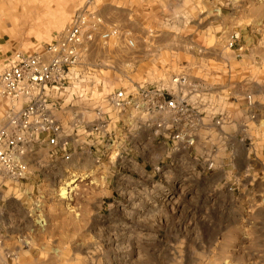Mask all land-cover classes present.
I'll use <instances>...</instances> for the list:
<instances>
[{
  "label": "rangeland",
  "instance_id": "obj_1",
  "mask_svg": "<svg viewBox=\"0 0 264 264\" xmlns=\"http://www.w3.org/2000/svg\"><path fill=\"white\" fill-rule=\"evenodd\" d=\"M239 9H246L241 0H0V75L16 55L44 53L47 59L46 48L62 39L78 14L91 34L77 45V63L68 67L63 84L47 87L42 96L60 120L69 158L72 151L80 158V171L51 193L34 189L31 199L42 210L32 220L40 226L32 240L18 245L19 252L1 251L0 264H264V223L253 225L262 214L264 222V125L253 126V159L260 162L253 181L243 180L239 195L224 196L217 191L223 183L207 182L199 167H189L195 155L175 166L168 150L157 149L165 138L161 130L153 129L157 138L141 140L135 120L118 118L126 110L129 119L144 113L168 121L166 116L134 105L119 111L107 101L120 90L134 96L140 88L179 93L193 99L192 119L181 129L199 119L221 123L223 113L217 111L233 110L222 100L221 90L231 81L219 76V63L249 59L250 53L253 61L264 62V34L251 32L244 18L236 25L244 43L238 29L223 31L244 13ZM232 32L239 38L229 47ZM175 76L184 82L176 85ZM28 101L0 98V126ZM164 130L171 138L173 131ZM196 132L201 152L206 132ZM119 137L124 142L118 144ZM208 138L217 143L220 135L215 131ZM215 155L225 159L222 149ZM172 166L176 170L169 175L165 171ZM90 167L98 169L94 192ZM28 171L26 176L29 166ZM57 215L63 220L52 219Z\"/></svg>",
  "mask_w": 264,
  "mask_h": 264
},
{
  "label": "crops",
  "instance_id": "obj_2",
  "mask_svg": "<svg viewBox=\"0 0 264 264\" xmlns=\"http://www.w3.org/2000/svg\"><path fill=\"white\" fill-rule=\"evenodd\" d=\"M241 3L246 5L245 10L239 9L244 13L239 12L240 15L235 16L234 22H231L230 26L224 28L223 31L226 32L229 28L238 29L240 32L239 42L244 43L243 29L236 26L237 20H239L238 18H244L246 22L250 23V31L262 36L264 34V0H241ZM256 7H258L257 10H255ZM250 56L252 58H242L234 63H219L218 68H221L219 76L226 78V81H231V84L229 82L221 90L222 100L227 102L233 110V112H230L227 109L228 111L225 112V107H222L221 111H217L223 113L222 117L219 118L221 123H218V125H215L214 122L202 123L199 119L194 127L192 124L182 127L188 135L194 138V144L190 147L177 146L166 130L162 129L160 131L165 138L160 141L159 144L162 145L157 149L165 148L168 150L171 158H175V166L181 159L188 161L195 155V159L190 161L189 167H192V169L199 167L198 173L202 174L201 178L207 182L217 181L218 185L223 183L217 191H220V194L224 196H233L235 193L239 195L241 182L243 180L252 182L253 169L258 167V163L260 164L258 159H253V146H256L253 129L264 125V62L262 60L259 63L256 60L253 61V53H250ZM210 73L214 74L213 71ZM247 96L252 97L254 103L248 105ZM211 99L214 100L215 96L209 98V102ZM229 100H232V103H229ZM191 103H193V99L190 101ZM129 113V110L119 113L118 118L123 123L135 120L139 139L145 140L148 136L157 138L153 133V129H155L153 124L157 120L154 115L146 116L144 113H139L138 115H131L132 117L129 119ZM208 114L206 112L202 119L206 118ZM124 117L125 119H123ZM217 118L218 115H215V119ZM57 121L60 123L58 117ZM75 126L77 127V124ZM200 127H203L206 132L201 152L198 151L200 143L196 132ZM215 131L220 135V140L217 143L211 142V139L208 138ZM62 137L65 138L63 133ZM28 138L29 147L23 159L30 167L31 173L23 179H12L0 175V252L8 251L11 248L19 252L23 247L18 245L29 242V239L32 240L37 232L40 225L32 220V216L36 210H42V208L39 200L33 201L31 199L34 189L38 191L42 188L51 193L58 182L66 180L80 171L81 160L80 158L77 159L76 156L73 157L75 152L72 151V154L69 152L70 158L64 159L66 151L49 144L46 134H33ZM122 140L123 138L119 137L117 143L124 142ZM210 146L214 149L211 152L209 150ZM68 149H70L69 146ZM217 149H222L225 159L221 160L215 155ZM141 150L146 151L147 144ZM140 157L144 159L143 155ZM210 160L213 161L214 166L212 169H207L206 164ZM175 166L165 172L173 175V170H176ZM97 173V167H90L88 178L91 182L89 188L93 190L92 192L97 189ZM250 187L252 188V186ZM226 205H228L227 200L225 201ZM255 212H257V209ZM260 212L264 213V210ZM21 214L26 217L25 220L20 219ZM262 215L261 217L256 216L253 225L264 223ZM63 218L64 216L57 215L52 219L63 220ZM9 244L14 246L10 247Z\"/></svg>",
  "mask_w": 264,
  "mask_h": 264
},
{
  "label": "built area",
  "instance_id": "obj_3",
  "mask_svg": "<svg viewBox=\"0 0 264 264\" xmlns=\"http://www.w3.org/2000/svg\"><path fill=\"white\" fill-rule=\"evenodd\" d=\"M85 22L83 15H76L62 39L46 48L47 59L44 53L16 55L14 63L0 75V98L10 100L29 98L18 111H10L7 125L0 126V174L12 179L26 177L29 171L23 157L29 147L28 137L33 134H46L49 144L66 151L68 140L62 137V127L50 115L42 96L46 93L47 87H60L65 80L68 67L77 63V45L82 39L91 38ZM113 34L114 30L106 31L101 34V38L107 39ZM238 38V33L232 32L229 35L228 46H236ZM129 44L133 43L129 41ZM184 80L182 76L173 78L176 85L182 84ZM107 101L119 111L134 105L141 111L157 114L159 117L164 115L169 120L158 118L153 124L156 130H172L171 138L178 145L190 147L194 144V138L181 129L182 125L192 119L190 99L185 95L140 88L137 96L120 90L110 94ZM247 101L251 103L250 96H247ZM63 158L68 159L69 154L66 152ZM212 165L211 161L208 162L207 168ZM68 186L67 184L66 192L69 191Z\"/></svg>",
  "mask_w": 264,
  "mask_h": 264
},
{
  "label": "bare ground",
  "instance_id": "obj_4",
  "mask_svg": "<svg viewBox=\"0 0 264 264\" xmlns=\"http://www.w3.org/2000/svg\"><path fill=\"white\" fill-rule=\"evenodd\" d=\"M62 192H63V193L65 192V188H62Z\"/></svg>",
  "mask_w": 264,
  "mask_h": 264
}]
</instances>
